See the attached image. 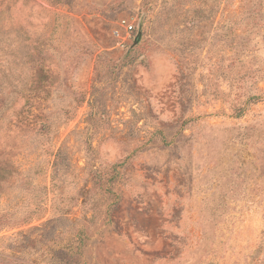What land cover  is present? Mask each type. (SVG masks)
<instances>
[{"label": "rangeland", "instance_id": "rangeland-1", "mask_svg": "<svg viewBox=\"0 0 264 264\" xmlns=\"http://www.w3.org/2000/svg\"><path fill=\"white\" fill-rule=\"evenodd\" d=\"M0 223V264H264V0H0Z\"/></svg>", "mask_w": 264, "mask_h": 264}, {"label": "built area", "instance_id": "built-area-1", "mask_svg": "<svg viewBox=\"0 0 264 264\" xmlns=\"http://www.w3.org/2000/svg\"><path fill=\"white\" fill-rule=\"evenodd\" d=\"M137 24L129 17H120L116 27L112 30V35L117 47L124 48L132 43L135 39Z\"/></svg>", "mask_w": 264, "mask_h": 264}, {"label": "trees", "instance_id": "trees-1", "mask_svg": "<svg viewBox=\"0 0 264 264\" xmlns=\"http://www.w3.org/2000/svg\"><path fill=\"white\" fill-rule=\"evenodd\" d=\"M138 35V34H137ZM137 35H135V39H136V36ZM140 39V38H139ZM44 125V124H43ZM111 178H113V177H111ZM44 215H41V216H39V218H41V217H43ZM19 224H7V223H0V233L3 231V230H5V229H7V228H14V227H17ZM85 233V231L84 230H81V231H79V234L80 235H83ZM71 248L73 247V246H70ZM80 247H81V244H79L78 246H77V249H80Z\"/></svg>", "mask_w": 264, "mask_h": 264}, {"label": "water", "instance_id": "water-1", "mask_svg": "<svg viewBox=\"0 0 264 264\" xmlns=\"http://www.w3.org/2000/svg\"><path fill=\"white\" fill-rule=\"evenodd\" d=\"M141 35H142V24H140V26H139V32H138V35L136 36L135 44L138 43V40L141 37Z\"/></svg>", "mask_w": 264, "mask_h": 264}]
</instances>
